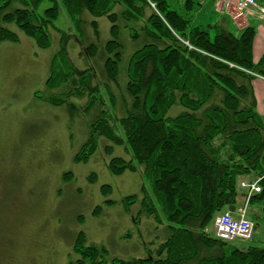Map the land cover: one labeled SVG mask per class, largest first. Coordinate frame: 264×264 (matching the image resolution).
Returning <instances> with one entry per match:
<instances>
[{"label":"trees","instance_id":"16d2710c","mask_svg":"<svg viewBox=\"0 0 264 264\" xmlns=\"http://www.w3.org/2000/svg\"><path fill=\"white\" fill-rule=\"evenodd\" d=\"M196 6L194 0H185L181 14L169 0H0V43L20 42L19 34L8 28L15 25L40 50L52 46L48 29L59 20L62 8L78 31L86 14L106 17L112 40L86 51L92 62H103L102 75L113 83L118 82L123 61L121 29H128L134 41L144 38V46L128 62L125 90L130 104H124L126 116L117 120L123 136L104 110L101 87H92L91 71L78 72L70 62L63 45L66 33L62 32V49L52 59L46 86L50 91L71 87L64 96L35 95L52 106L67 107L71 114L100 108L74 161L87 162L100 139L125 147L130 160L114 157L108 168L115 176L139 171L144 185L143 198L128 196L124 206L140 201L147 217L166 224L167 237L154 255L114 259L112 264H264L263 247H238L207 233L218 215L240 207L243 177L260 181L262 192L250 198L249 206L260 210L253 217L264 225V117L257 112L252 86L256 76L264 78V54L254 61L255 26L235 35L221 27L194 25ZM141 24L140 32L136 26ZM91 25L98 38V23ZM86 97L83 111L69 102ZM176 106L183 111L168 116ZM112 145L105 147L108 154ZM74 251L81 256L77 264H106V248L89 245L83 233L77 235Z\"/></svg>","mask_w":264,"mask_h":264},{"label":"rangeland","instance_id":"374dc122","mask_svg":"<svg viewBox=\"0 0 264 264\" xmlns=\"http://www.w3.org/2000/svg\"><path fill=\"white\" fill-rule=\"evenodd\" d=\"M255 1L264 8V0ZM169 3L172 9L183 14L182 3L177 0H169ZM224 3L217 9L221 8L236 27L242 30L249 27L250 17L258 20L253 22L256 30L257 25L264 27L260 15L248 17L246 13H230L224 9ZM219 15H212L205 24L208 15L198 20L195 16L193 21L207 28L209 22L215 25L216 18L222 16ZM92 21L98 23V38ZM111 26L106 17L95 19L86 14L78 31L62 8L59 20L48 29L52 38L48 50L38 49L35 41L15 25L8 28L19 34L20 42L0 43V264H77L81 256L74 251V243L80 233L85 235L89 245L105 247L108 251L105 263L112 264L114 259L154 255L167 237L166 224L147 217L141 211L140 201L129 208L123 204L128 196L138 195L142 199L144 185L139 171L121 176L111 174L108 164L112 158L130 160L125 147L100 139L97 152L87 162L74 161L89 137L90 123L101 109L96 108L89 114H71L67 107L52 106L35 96L37 92L46 98L64 96L71 87L66 84L50 91L46 86L52 59L62 49V32L66 33L63 45L70 62L78 72L91 71L92 87H101L106 101L104 110L109 111L111 124L117 126L123 136L117 120L126 116L124 104H130L125 90L128 62L130 56L144 46V38L141 35L134 41L128 29H121L120 76L117 83L110 82L102 75L103 62L97 58L93 63L86 49L90 45L100 48L112 40ZM141 26H136L139 31ZM110 92L115 97V106L110 102ZM69 102L83 111L88 99H70ZM182 111L176 106L168 116L175 117ZM111 145L113 151L108 154L105 147ZM66 174H71L72 178L65 180ZM105 186L110 190L105 192ZM147 193L153 196L149 186ZM246 201L247 198L241 200V209ZM98 208L101 211L95 215ZM258 212V208L247 206V217L255 224L254 233L250 240L235 241V246L264 248V225L253 217ZM207 233L214 235L213 225Z\"/></svg>","mask_w":264,"mask_h":264},{"label":"built area","instance_id":"2783aa9c","mask_svg":"<svg viewBox=\"0 0 264 264\" xmlns=\"http://www.w3.org/2000/svg\"><path fill=\"white\" fill-rule=\"evenodd\" d=\"M223 7L226 11H230V13L235 11L236 15L246 13V16L250 17L258 14L260 15V19L264 20V8L259 7L255 0H228L223 4ZM254 10L255 12H252ZM259 182L258 180L251 183H242L241 187L247 192L248 201L253 195L262 192ZM246 212L247 207H244L239 212H226L218 215L213 223L215 237L227 243L252 239L255 224L248 219Z\"/></svg>","mask_w":264,"mask_h":264},{"label":"crops","instance_id":"0c3cea01","mask_svg":"<svg viewBox=\"0 0 264 264\" xmlns=\"http://www.w3.org/2000/svg\"><path fill=\"white\" fill-rule=\"evenodd\" d=\"M180 3H184L185 0H177ZM225 0H197L194 1L196 3V9L194 10V13L192 14L193 20L195 19V16H197V20L198 19H202L205 18L207 15L209 16L208 20L203 22L204 24L206 22L209 21V19H212V15L216 16V15H222L217 19V22L215 23V25H211L210 22L207 24L208 26H216V27H221L224 28L225 30L234 33L235 35H239L242 31V29L236 27L234 24H232V22L230 21V19L228 18L229 16H227L225 14V12L221 11V8L217 9L219 7V5L221 3H224ZM181 4V5H182ZM218 5V6H217ZM252 20L248 21V25L250 24V26H255L253 24V22L258 21L253 17H250ZM194 24L196 25L197 21H193ZM204 24L201 25H197V26H201L204 28ZM247 25V24H246ZM246 25H244L246 27ZM247 25V26H248ZM243 27V28H245ZM256 27V26H255ZM256 36L254 39V61L258 62L262 55L264 54V27L262 25H257V30H256ZM252 86L254 89V94H255V98H256V102H257V112L261 117H264V78L261 76H256L255 79L252 82ZM259 179H257L258 181ZM252 180H250L248 177H243L239 180V189L244 192V198H247L246 203L244 204V202H242V205L244 204L245 206H242V209L244 207L249 206V201H248V196H247V192L242 189L241 185L242 183H251ZM256 182V181H254ZM241 207H239L236 212H238V210H240ZM215 237V236H214Z\"/></svg>","mask_w":264,"mask_h":264},{"label":"bare ground","instance_id":"6f19581e","mask_svg":"<svg viewBox=\"0 0 264 264\" xmlns=\"http://www.w3.org/2000/svg\"><path fill=\"white\" fill-rule=\"evenodd\" d=\"M109 112V111H108Z\"/></svg>","mask_w":264,"mask_h":264}]
</instances>
